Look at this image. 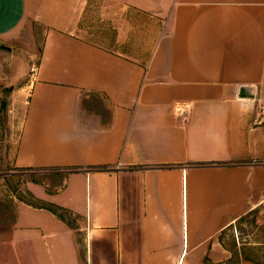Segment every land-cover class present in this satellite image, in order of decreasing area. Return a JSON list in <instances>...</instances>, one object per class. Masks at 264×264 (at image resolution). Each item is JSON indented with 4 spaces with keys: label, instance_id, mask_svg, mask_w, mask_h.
I'll use <instances>...</instances> for the list:
<instances>
[{
    "label": "crops",
    "instance_id": "1",
    "mask_svg": "<svg viewBox=\"0 0 264 264\" xmlns=\"http://www.w3.org/2000/svg\"><path fill=\"white\" fill-rule=\"evenodd\" d=\"M104 1L161 23L144 61L81 38L91 0H0V41L44 33L14 168L65 174L27 191L76 219L0 204V264H231L264 207V0Z\"/></svg>",
    "mask_w": 264,
    "mask_h": 264
},
{
    "label": "rangeland",
    "instance_id": "2",
    "mask_svg": "<svg viewBox=\"0 0 264 264\" xmlns=\"http://www.w3.org/2000/svg\"><path fill=\"white\" fill-rule=\"evenodd\" d=\"M80 28L81 38L141 61L161 36V23L157 18L123 12L104 0H91ZM43 35L39 27L29 24L5 42L0 41V204L16 199L39 206L44 203L35 201L27 191V183H38L53 191L65 181V174H23L13 164L35 70L41 58ZM64 215L76 226L73 216ZM258 217L238 221L223 233L224 244L237 253L231 264H239L241 252L264 264V222Z\"/></svg>",
    "mask_w": 264,
    "mask_h": 264
},
{
    "label": "trees",
    "instance_id": "3",
    "mask_svg": "<svg viewBox=\"0 0 264 264\" xmlns=\"http://www.w3.org/2000/svg\"><path fill=\"white\" fill-rule=\"evenodd\" d=\"M31 205H35L33 203H31ZM37 206V205H35ZM41 206V208H45V209H48L49 211L53 212L54 214L58 215L62 220H65V217H64V211L62 209H60L59 207H56V206H53V205H46V204H41L39 205ZM255 215L251 214L247 217H253ZM245 217V218H247ZM245 218H242L241 220L239 221H242L244 220ZM221 241H222V236H221ZM232 255H233V260L236 259V256H237V253L234 252L233 250L231 251ZM240 256V255H239ZM243 260H246V261H253V262H256L254 261L253 259H251L250 257H247L245 253H242L241 252V256H240ZM240 258V260H241ZM257 263V262H256ZM239 264H240V261H239Z\"/></svg>",
    "mask_w": 264,
    "mask_h": 264
},
{
    "label": "built area",
    "instance_id": "4",
    "mask_svg": "<svg viewBox=\"0 0 264 264\" xmlns=\"http://www.w3.org/2000/svg\"><path fill=\"white\" fill-rule=\"evenodd\" d=\"M261 118L264 119V106L261 108V112H260ZM258 219L260 221H264V207L262 208V210L260 211L259 217Z\"/></svg>",
    "mask_w": 264,
    "mask_h": 264
}]
</instances>
